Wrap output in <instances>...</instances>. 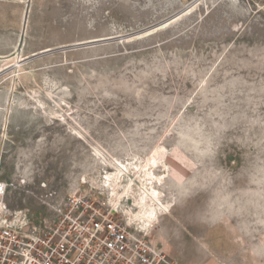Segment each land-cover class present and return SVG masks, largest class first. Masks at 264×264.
<instances>
[{
	"label": "rangeland",
	"instance_id": "rangeland-1",
	"mask_svg": "<svg viewBox=\"0 0 264 264\" xmlns=\"http://www.w3.org/2000/svg\"><path fill=\"white\" fill-rule=\"evenodd\" d=\"M82 1L30 9L25 24L20 12L16 34L0 26L9 217L20 213L28 228L47 232L68 205L51 208L68 201L72 161L101 172L95 150L128 164L126 149L142 154L160 138L171 171L159 221L166 240L146 239L161 251L184 246L196 263L200 251L218 256L215 246L227 260L264 264V2L208 0L161 23L186 0ZM48 18L64 26L56 47L18 49L22 33L46 29ZM92 39L107 41L74 46ZM73 128L81 134L74 143ZM8 141L34 162L31 183L5 157Z\"/></svg>",
	"mask_w": 264,
	"mask_h": 264
},
{
	"label": "bare ground",
	"instance_id": "bare-ground-1",
	"mask_svg": "<svg viewBox=\"0 0 264 264\" xmlns=\"http://www.w3.org/2000/svg\"><path fill=\"white\" fill-rule=\"evenodd\" d=\"M82 2H84V0ZM207 4H208V0H203L199 3L196 4L193 3L191 5H188V0H186L185 2H182V5L178 11L167 16L164 20L161 21V23L172 21V19L176 18L179 15H182V13H184L191 7L196 8L200 5L206 6ZM21 5H24V3L22 2ZM206 9L208 10V7H206ZM27 13L28 10H26L25 12L24 10L21 11V21H24V24L25 21L27 20ZM21 23L23 24V22ZM105 41L107 40L92 39L86 42L81 41V43H78L79 42L78 41L77 44H75L74 46L92 45ZM16 43L13 44L14 46L12 48V51L17 49ZM48 52H52L51 48L41 51L40 53L45 54ZM72 131L74 133L73 135H71V139H72L71 141L74 140L76 142L77 140H80L81 134L75 128H73ZM159 142H160V138L155 140V143H152L153 145L150 143L152 146L149 147L147 146L146 148L143 146L141 148L143 150L142 154L137 153L136 150H135L136 152H133V151H127L126 149L125 154L129 156L128 164L122 163L120 161L121 159L118 157L111 156L110 158L107 159L102 155V153L99 150H95L93 156V162H99V164L101 165V170H102L101 172L99 171L100 168L99 165H98L99 168H96L95 166L96 163L93 164L90 163L89 165H86V167L85 166L83 167L80 164V160L75 159L69 165L70 168L69 174L71 177L69 184L70 195L68 197V201L60 198V200L58 201V207L54 206L51 208H54L55 210H57V212H59L61 211L62 207L67 205L68 202L71 200L80 201L88 197H92V199H98V195L99 196L105 195L106 205H104L103 202H99V203L102 206H106L108 210H111L112 212H115L116 214H120V216H123L124 218L123 217L122 218L124 220L123 219L122 220L132 228L133 236L154 238L156 241H159L164 244L166 240L165 233L163 232L164 231L163 226L159 224V221L161 215L163 214L164 210L168 205V202H166V199L164 197L163 189L167 186L166 179L171 171H170V164L167 163V158H166L167 150ZM73 143L71 142V145ZM161 149H163V151H161ZM15 150L16 153L14 155L13 153L11 154V152ZM4 151H5L4 152L5 157L8 156L9 157L8 159H10V161L12 162L11 164V167H13L12 169L15 172L20 173L21 176L20 179L22 180V184L26 185L31 183L35 175L34 166H33L34 162L33 163L31 162L32 160L31 158H29L27 154H23L22 150L18 145V142H11V141L6 142V147ZM22 154L24 155V158L27 159L26 160L27 163L25 165L23 164L24 165L23 169H21L22 167L19 165V162L17 160V157H20V155ZM82 161L84 162L85 160ZM4 175H5V169L2 168V165H0V181L4 182L6 188L8 189V187H12V185L7 184V182H5L2 179ZM161 177H163V180L160 179ZM125 180L127 181L125 182ZM19 184H21V181H19ZM91 194H96V195H91ZM19 214L20 213H17V216L11 219L12 223L20 226L30 236L32 237L35 236L36 233L40 230V228L37 227L28 228L27 219L19 216ZM45 225L47 226L46 223ZM152 248L156 252L161 251L159 249L160 248L159 245L158 246L154 245L152 246Z\"/></svg>",
	"mask_w": 264,
	"mask_h": 264
},
{
	"label": "built area",
	"instance_id": "built-area-1",
	"mask_svg": "<svg viewBox=\"0 0 264 264\" xmlns=\"http://www.w3.org/2000/svg\"><path fill=\"white\" fill-rule=\"evenodd\" d=\"M6 191L0 181V264H178L92 198L69 201L47 232L32 237L12 223Z\"/></svg>",
	"mask_w": 264,
	"mask_h": 264
},
{
	"label": "crops",
	"instance_id": "crops-1",
	"mask_svg": "<svg viewBox=\"0 0 264 264\" xmlns=\"http://www.w3.org/2000/svg\"><path fill=\"white\" fill-rule=\"evenodd\" d=\"M60 1L61 0H0V26L5 25L6 27L11 28L13 32H15L16 34L18 30V19L21 11L28 10L29 12V10L32 9L33 11L40 10L46 13L51 8H58L57 3ZM62 1H66V0H62ZM253 1L264 2V0H253ZM22 2L24 3L25 6L21 5ZM26 5L28 6V8ZM39 15L42 14L40 13ZM44 24L45 23L40 24L39 26L33 28L30 37L28 38H25L24 36L25 31H24V33H22V37L19 42L18 49H22L24 47V43L28 44L25 45V47H29L33 49L43 48V47H56V45H53V40L57 38L56 34L64 31L63 30L64 26L61 28V23L53 22L50 18H48V21L46 22V26H47L46 29H43ZM43 43H47V44L44 45ZM205 246L209 248L210 246L213 245H208V243H205ZM213 248H214L213 250H215V253H217L218 256L214 255L210 251H209L210 253L209 255H204L203 252L198 250L200 252L197 253H200L199 257L202 260L201 262H197V263L196 260H194V256L196 255L195 254L192 255L188 251L185 252L184 246H182V249L181 247H179L177 252H170L171 250L168 249V247L163 251L168 257H170L178 264H241L238 260L240 258L227 260L226 254L224 252L220 251L215 246H213ZM219 255H221L222 258H220Z\"/></svg>",
	"mask_w": 264,
	"mask_h": 264
},
{
	"label": "snow or ice",
	"instance_id": "snow-or-ice-1",
	"mask_svg": "<svg viewBox=\"0 0 264 264\" xmlns=\"http://www.w3.org/2000/svg\"><path fill=\"white\" fill-rule=\"evenodd\" d=\"M161 151H163V149H161ZM153 166H155V165H153ZM160 179L163 180V177H161Z\"/></svg>",
	"mask_w": 264,
	"mask_h": 264
}]
</instances>
